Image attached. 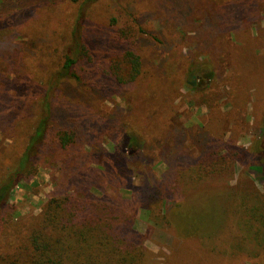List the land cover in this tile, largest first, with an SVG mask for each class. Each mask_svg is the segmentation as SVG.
Listing matches in <instances>:
<instances>
[{
	"label": "rangeland",
	"instance_id": "obj_1",
	"mask_svg": "<svg viewBox=\"0 0 264 264\" xmlns=\"http://www.w3.org/2000/svg\"><path fill=\"white\" fill-rule=\"evenodd\" d=\"M128 27L142 29L129 43L142 61L136 86L105 80L102 90L92 92L78 85L61 87L71 100L115 121L102 128L98 139L108 151L111 142L120 152H134L131 168L120 171L127 176L120 189L124 198L132 189V205L142 204L145 177H151L147 187L170 180L172 165L184 179L196 172L188 160L175 165L171 158L179 156L174 151L181 138L175 133L183 129L184 148L195 157L208 142L203 141L206 130L224 141L233 139L238 150L253 144L264 148V0H0V181L26 143L36 95L46 88L39 85L40 77L53 74L66 55H79L76 42L89 44L91 58L84 60L92 63L120 55L124 46L111 35ZM124 137L132 140L130 146ZM142 147L148 159L135 157ZM243 164L240 157L230 175L208 180L209 187L225 181L237 191L249 182L264 192V175ZM36 165L0 209V253L28 245L29 227L42 203L64 189L62 175L44 160ZM215 202H201L203 209L193 211V226L216 228L207 211ZM136 216L134 227L145 234L144 215ZM150 234L143 244L146 264H264V249L250 256L247 245L235 253L227 233L225 244L215 241V251L204 247L210 253L200 247L196 253L186 238L159 228Z\"/></svg>",
	"mask_w": 264,
	"mask_h": 264
},
{
	"label": "trees",
	"instance_id": "obj_2",
	"mask_svg": "<svg viewBox=\"0 0 264 264\" xmlns=\"http://www.w3.org/2000/svg\"><path fill=\"white\" fill-rule=\"evenodd\" d=\"M139 32H142L139 27L137 32L128 27L112 34L124 50L107 62L84 60L91 58L89 44L76 42L74 52L79 55H66L53 74L40 77L43 79L39 85L45 84L46 88L36 95L35 119L18 160L0 181V209L6 206L19 181L29 176L41 160L62 175L64 189L42 203L40 214L29 227L28 245L0 253V264H146L143 244L146 234L150 236L155 228L186 238L192 243L187 246L196 253L199 247L206 250L205 246L215 251V241L225 244L227 235L235 253L247 245L249 250L245 252L250 256L252 251L264 249V192H257L249 182V187L244 183L245 187L237 191L225 185V181L214 187L208 183L213 178L223 180L230 175L231 165L240 157L244 159L243 165L264 175L261 145L238 150L233 139L224 141L206 130L202 135L203 141L208 142L202 143L205 145L195 157L184 148L183 129L175 133V138H181L174 151L179 156L171 158L175 159V165L179 160H188L191 168H197L196 172L186 174L184 179V172L172 165L168 171L170 180L155 181L149 187L146 180L151 177H145L140 205L131 203V198L136 199L134 190H129V198L122 196L120 189L127 176H121L120 171L131 168L134 152L130 155L120 152L111 142L108 151L98 139L103 134L102 128L115 121L71 100L66 94L68 90L63 93L61 87L78 85L92 92L94 88L102 90L105 80L136 86L142 78V61L129 43L134 44L130 38ZM105 33L110 39L108 31ZM93 138L96 141L89 143ZM131 141L124 137L128 146ZM135 157L148 159L143 147L136 151ZM206 198L216 201L212 209L207 207L209 216L217 222L215 229L191 223V217L196 215L193 211L201 209L200 204ZM137 212L147 222L145 234L134 227Z\"/></svg>",
	"mask_w": 264,
	"mask_h": 264
}]
</instances>
